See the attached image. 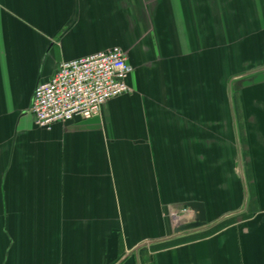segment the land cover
<instances>
[{
	"label": "crops",
	"instance_id": "obj_1",
	"mask_svg": "<svg viewBox=\"0 0 264 264\" xmlns=\"http://www.w3.org/2000/svg\"><path fill=\"white\" fill-rule=\"evenodd\" d=\"M112 47L130 92L37 127L35 86ZM191 201L235 220L152 250ZM0 264H264V0H0Z\"/></svg>",
	"mask_w": 264,
	"mask_h": 264
},
{
	"label": "built area",
	"instance_id": "obj_2",
	"mask_svg": "<svg viewBox=\"0 0 264 264\" xmlns=\"http://www.w3.org/2000/svg\"><path fill=\"white\" fill-rule=\"evenodd\" d=\"M131 72L126 52L118 47L61 62L33 90L29 113L34 124L49 130L55 123L97 116L108 100L130 92L126 79ZM190 214L184 208L179 216Z\"/></svg>",
	"mask_w": 264,
	"mask_h": 264
},
{
	"label": "water",
	"instance_id": "obj_3",
	"mask_svg": "<svg viewBox=\"0 0 264 264\" xmlns=\"http://www.w3.org/2000/svg\"><path fill=\"white\" fill-rule=\"evenodd\" d=\"M184 206L191 211L192 217L188 221H180L177 223L173 230L174 234L199 230L207 225L206 213L203 203L191 201L186 202Z\"/></svg>",
	"mask_w": 264,
	"mask_h": 264
},
{
	"label": "trees",
	"instance_id": "obj_4",
	"mask_svg": "<svg viewBox=\"0 0 264 264\" xmlns=\"http://www.w3.org/2000/svg\"><path fill=\"white\" fill-rule=\"evenodd\" d=\"M241 218H245V215H241ZM235 220V218H230L228 220H224L221 221L215 225H213L212 227H210L208 230H204L202 232L196 233L194 235H191L189 237H184V238H180V239H176V240H170L167 242H163L160 244H157L155 246H152L151 249L152 250H159V249H163V248H167V247H171L180 243H184L187 241H192V240H196V239H201L207 236H210L214 233H216L217 231L221 230L222 228L230 225L231 223H233Z\"/></svg>",
	"mask_w": 264,
	"mask_h": 264
},
{
	"label": "rangeland",
	"instance_id": "obj_5",
	"mask_svg": "<svg viewBox=\"0 0 264 264\" xmlns=\"http://www.w3.org/2000/svg\"><path fill=\"white\" fill-rule=\"evenodd\" d=\"M235 217H238V216H235ZM183 218L188 219L189 217H183ZM185 219L183 220L184 222L190 220L191 218H189L188 220H185ZM228 219H229V218H228ZM228 219H227V220H228ZM183 221H182V222H183ZM209 227H212V226H209ZM209 227H208V225H206L205 227H203V229L206 228L205 230H208Z\"/></svg>",
	"mask_w": 264,
	"mask_h": 264
},
{
	"label": "bare ground",
	"instance_id": "obj_6",
	"mask_svg": "<svg viewBox=\"0 0 264 264\" xmlns=\"http://www.w3.org/2000/svg\"><path fill=\"white\" fill-rule=\"evenodd\" d=\"M126 96V95H125Z\"/></svg>",
	"mask_w": 264,
	"mask_h": 264
}]
</instances>
